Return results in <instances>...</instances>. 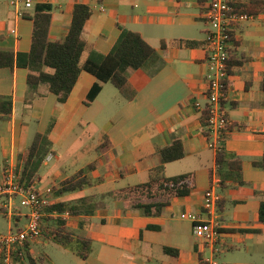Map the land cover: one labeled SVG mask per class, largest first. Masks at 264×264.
I'll return each mask as SVG.
<instances>
[{
    "label": "crops",
    "instance_id": "crops-1",
    "mask_svg": "<svg viewBox=\"0 0 264 264\" xmlns=\"http://www.w3.org/2000/svg\"><path fill=\"white\" fill-rule=\"evenodd\" d=\"M230 1L248 4L251 0ZM260 1L261 12L233 28L240 44L238 56L247 61L235 67L229 77L224 107L233 129L225 137L224 146L241 160L244 184L229 180L223 187L221 182L216 186L220 235L215 257L219 264H264V222L259 219L264 166L256 165L264 164V0ZM208 2L33 0V6L24 10L25 16L19 17L10 0H0V49L15 55L31 50L32 16L39 5L52 6L49 38L61 41L69 33L75 5L87 4L93 8V15L85 25V38L95 49L110 52L121 34L120 26H125L140 32L165 61L155 76L145 69L130 71V81L138 90L133 100H127L112 83L103 82L90 105L86 104L87 96L99 82L90 72H81L65 103L42 84L27 104L29 70L0 68V96L13 101L11 118L0 117V178L8 168L17 171L19 155L36 133L49 132L52 152L44 161L47 169L40 173L36 186L42 192L52 188L51 205L85 196H95L98 203L93 215L48 212L43 218L51 219L45 222L48 227L52 219L62 218L68 228L90 237V256L81 258L45 230L39 240L26 245L35 258L44 249V260L39 264H201L212 256L211 249L196 236L194 221L182 218L183 213H191L198 220H207L205 193L221 181L218 152L210 146L208 129L201 118L208 102L210 77L216 72L209 63L207 46L211 27L203 15ZM75 127H81L83 134L98 132L100 138L94 148L80 149L86 153L80 161L75 156L70 164L62 163L67 149L83 141V134L79 136ZM175 139L183 141L185 156L164 164V174L174 177L193 173L196 184L189 195L172 196L160 216H146L133 207L135 195L110 194L148 182L153 170L162 164L161 149ZM93 162L97 167L88 174L93 185L55 196L54 190L62 181ZM140 198L149 200L146 195ZM17 200L20 196L0 204L8 209L6 215H0L10 221L9 230L13 231L27 225L29 214ZM166 247L177 249L178 254L167 253ZM28 261L20 257L12 259L11 264H30Z\"/></svg>",
    "mask_w": 264,
    "mask_h": 264
},
{
    "label": "trees",
    "instance_id": "trees-1",
    "mask_svg": "<svg viewBox=\"0 0 264 264\" xmlns=\"http://www.w3.org/2000/svg\"><path fill=\"white\" fill-rule=\"evenodd\" d=\"M102 2V0H99ZM231 3L239 12L250 15H258L261 12L263 2L251 0L248 4ZM52 6L48 4L39 5L32 16L33 36L32 46L28 53L15 55L13 51L0 49V68L15 66L24 67L29 70L28 85L29 92L26 99L31 104L34 94L40 85H47L50 92L56 94L61 103H65L73 91L82 71L92 73L99 80L90 90L86 104L90 105L99 95L102 89L101 83H112L127 100H133L138 90L130 81L131 70L145 69L150 76H155L165 65L163 57L151 46L142 34L131 28L120 26L121 34L108 53H102L95 49L85 38V25L93 15V8L87 4H76L73 11V20L68 35L64 40L51 41L49 32L52 23ZM231 44L229 58L227 59L226 78L224 79L227 90L229 77L234 68L244 64L247 59L238 56L237 48L239 41L231 32ZM165 47V43L162 44ZM48 68V70H46ZM225 105V101H223ZM13 113V101L11 97L0 96V117L9 119ZM202 121L205 126L209 120V103L202 109ZM52 127V126H51ZM50 127V129H51ZM49 129V131H50ZM233 129L232 125L229 131ZM208 134V132H207ZM53 142L49 132L36 133L30 144L19 155L21 162L17 168V175L24 185H31L40 176L45 159L52 152ZM162 164L153 170L151 179L139 185L119 189L110 193L117 196H131L133 207L146 216H160L166 206L170 204L172 196H187L195 188V175L186 173L179 176L168 177L164 174V164L177 161L185 156V147L181 139H175L173 143L161 149ZM218 172L221 177L222 187L227 181L244 184L243 166L241 160L229 153L224 144L217 155ZM256 165L264 166L257 162ZM97 163L93 162L81 169L76 174L62 181L54 190L55 196L84 189L93 185L88 174L96 169ZM146 195L149 200L140 197ZM1 203L9 200L8 196L1 197ZM98 208L95 196H85L75 201H61L45 207V212L70 215H93ZM8 209L0 206V214H7ZM259 219L264 222V200L259 207ZM51 220V219H46ZM42 233L47 230L52 238L64 247L72 249L78 256L87 259L92 252V239L80 232L74 231L66 226L62 218L52 219L48 226L41 227ZM167 253L178 254L177 249L165 248ZM21 252L22 255H21ZM21 255V256H20ZM23 257L29 259L30 264L43 263V257H33L27 248L17 250L13 254V261Z\"/></svg>",
    "mask_w": 264,
    "mask_h": 264
},
{
    "label": "built area",
    "instance_id": "built-area-1",
    "mask_svg": "<svg viewBox=\"0 0 264 264\" xmlns=\"http://www.w3.org/2000/svg\"><path fill=\"white\" fill-rule=\"evenodd\" d=\"M16 7L19 17L25 16L26 9L33 6V0H10ZM211 30L208 40L209 63L216 68V72L210 77L207 99L209 103L208 135L211 139L210 146L219 152L224 144L225 137L229 133L231 122L225 111L223 101L227 97L226 65L229 58L231 44V32L233 28L255 16L245 12H239L230 0H209L203 12ZM16 34V29L12 30ZM218 180L205 193L203 207L208 214L207 220H198L191 213H183L182 218L194 221L196 236L205 247H209L212 256L206 258L201 264H219L215 254L219 251L218 242L220 235L219 201L217 191ZM52 188L42 192L36 183L24 185L13 169H6L0 178V198L8 196H20L22 207L30 209L27 225L22 230H9L0 232V264H11L13 254L17 250H24L28 243L39 240L42 236V221L45 217V207L51 205ZM68 215V214H67ZM23 252H21L22 255Z\"/></svg>",
    "mask_w": 264,
    "mask_h": 264
},
{
    "label": "rangeland",
    "instance_id": "rangeland-1",
    "mask_svg": "<svg viewBox=\"0 0 264 264\" xmlns=\"http://www.w3.org/2000/svg\"><path fill=\"white\" fill-rule=\"evenodd\" d=\"M210 27V25H209ZM45 85V84H43ZM93 131L92 129L90 130V132ZM75 132L80 135L83 134L84 131H82L81 127H75ZM83 137V141L81 143H78L76 142L74 146L70 147L69 149H67V151L65 152V157H63L62 159V163H67V164H70V160H73V158L76 156L77 158V161H80L85 155L86 153L85 152H82L80 151V149L85 146V147H88L89 149L91 148H94L95 144L98 143V140L100 138V134H98V132H93V133H84L82 135ZM32 140V139H31ZM91 147V148H90ZM54 162V161H53ZM47 168L45 166H43V168L41 169V174L46 170ZM17 205L21 206V203H20V200H17ZM22 207V206H21ZM24 211L25 212H30V209L27 208V207H23ZM24 220L22 221L21 225H23V223L26 221V217L23 218ZM47 220L44 219V225H45V222ZM10 221L5 218L3 215H0V232H7L9 230V223ZM12 226H13V229L16 230L17 229V226L14 224V222L12 221ZM39 254L41 256H44L42 252H44V249H40L39 251ZM41 252V253H40ZM29 262V261H28ZM29 264V263H28Z\"/></svg>",
    "mask_w": 264,
    "mask_h": 264
}]
</instances>
